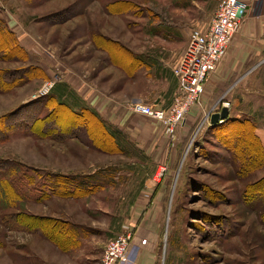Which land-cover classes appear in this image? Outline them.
<instances>
[{
	"label": "rangeland",
	"instance_id": "374dc122",
	"mask_svg": "<svg viewBox=\"0 0 264 264\" xmlns=\"http://www.w3.org/2000/svg\"><path fill=\"white\" fill-rule=\"evenodd\" d=\"M219 1L0 0V73L17 70L19 81L0 92V115L40 97L84 104L64 83L77 71L89 87L142 97L127 102L169 106L185 37L209 24ZM255 20L248 24L256 29ZM255 29L236 51L246 52V64L220 76L224 92H203L174 145L162 131L154 147L139 146L101 115L108 130L67 109L35 126L37 136L10 132L0 159L17 165L18 178H10L18 195L4 190L9 202L0 199V264H100L109 240L132 236L151 214L158 220L154 264H264V36ZM223 102L231 123L211 125ZM51 174L68 181L57 193ZM4 214L16 215L18 227L4 225Z\"/></svg>",
	"mask_w": 264,
	"mask_h": 264
},
{
	"label": "crops",
	"instance_id": "0c3cea01",
	"mask_svg": "<svg viewBox=\"0 0 264 264\" xmlns=\"http://www.w3.org/2000/svg\"><path fill=\"white\" fill-rule=\"evenodd\" d=\"M254 4L255 3L251 2L243 23L240 25L238 31H236L237 33H234L235 35L232 38L234 39L233 46L231 43L232 48H229L228 46L226 55L217 62L215 68L216 71L209 75L205 83L204 92L208 93L209 97H212L211 95L219 92V90L221 89L223 90V92L224 90H226L224 87L220 88L219 86V84H221L220 80H223L220 79V76L226 74L227 70L229 73L231 68L233 67L246 64V52L243 55H240V53H237L236 51H242V49L239 48L246 47L248 44H246L245 41L251 39L255 28L254 26L248 24V22L255 23V19H259L256 23L257 26L255 29V33L260 36H264V0H262L260 3H256V8H253ZM187 38L188 36L185 37V40ZM262 40H264V38L260 39V41ZM184 42L187 43V40ZM185 43L184 46H186ZM254 49H257V47ZM76 73L79 74L78 71ZM77 74H75L76 77L71 75L66 77L65 82H63L76 92V94L79 96L78 99L83 101L84 104H75L72 101H67V99H64L63 101H66L67 104L75 111H79L83 107H88L95 110L99 115L103 117L106 122L126 131V133L130 136V139L136 142L139 146L145 148L154 147L153 142L157 138L159 139V135H161L163 131L161 124L159 122H153L150 118L142 114L133 112L129 108V104L131 102H127V100H139L140 98H142L141 95L139 97H132V99L125 100V98L123 97H119L115 94H109L102 89L97 88L96 86L89 87L87 85L89 79L87 81L83 80V82H81L78 79L81 77L80 75L77 76ZM223 81L225 82V80ZM61 86H63V84H57L54 90H58L57 92H59V90H61ZM174 89L175 82L171 86L169 93H173ZM58 95L60 96L62 94L59 93ZM146 101H148V104L153 107H166L169 104H165L160 101L159 103H153V100L148 99ZM179 128L180 127H178L177 129V135ZM162 146L164 147V143L163 145L157 146V148ZM156 192L157 194H159L158 189L156 190ZM154 205L158 207V202L154 201ZM148 213L150 216L151 212L149 211ZM151 216V218L144 219L137 225L133 235L131 236L132 239L129 243V248L127 249L125 257L122 260L118 261L116 264H154V262L156 261L155 247L157 243L156 234L158 229V220L153 219V214H151Z\"/></svg>",
	"mask_w": 264,
	"mask_h": 264
},
{
	"label": "built area",
	"instance_id": "2783aa9c",
	"mask_svg": "<svg viewBox=\"0 0 264 264\" xmlns=\"http://www.w3.org/2000/svg\"><path fill=\"white\" fill-rule=\"evenodd\" d=\"M250 7V0H220L217 10L205 27L190 30L186 46L176 60L172 72L177 87L169 106L153 107L143 102H131L130 110L159 122L163 133L175 144L177 129L193 104H200L205 83L217 62L226 53L228 43ZM51 83L43 86L41 95L48 93ZM223 106L228 107L227 102ZM131 234L109 240L100 264H116L125 257Z\"/></svg>",
	"mask_w": 264,
	"mask_h": 264
},
{
	"label": "trees",
	"instance_id": "16d2710c",
	"mask_svg": "<svg viewBox=\"0 0 264 264\" xmlns=\"http://www.w3.org/2000/svg\"><path fill=\"white\" fill-rule=\"evenodd\" d=\"M1 31V29H0ZM7 32V31H6ZM6 34H9L8 32ZM10 37H12V34H9ZM13 38V37H12ZM9 41L12 42V47L15 49V47L18 49V51L23 52V48L17 43L16 39L12 41L11 38H9ZM13 48H11L13 51ZM8 51V52H11ZM7 54H5L6 56ZM9 55V54H8ZM18 73L17 70L12 71V72H7L3 71V73H0V92L7 91L9 87L14 86L17 84L19 81L15 80L16 74ZM55 100V99H54ZM49 100L45 99V97H40V99H37L35 101L29 102L26 105L19 106L17 109L13 111H9L5 114L0 115V142H3L9 138L10 132L14 131L15 129H20L23 131L25 134H29L32 136H37L39 133L35 132V126L40 124V122L44 121V123L47 121H50L51 119H55V111L56 110H64L67 109L69 110L70 114L73 117H80L85 115H91L92 119L96 121V123L101 124L102 128L105 130L107 129L106 124L103 122L101 118H99L98 113L90 108L83 107L79 111L73 110L65 101L60 102L55 100V103H52L51 105L49 104ZM38 104V107L34 109V111L26 112L24 111L23 114H21L22 110L29 108L31 106H35ZM48 111L46 112L45 110ZM21 110V112H20ZM55 112V113H54ZM48 116V117H47ZM47 117V118H46ZM46 118V119H45ZM45 119V120H44ZM223 125L231 123L228 118L224 120ZM215 126H222L220 124H216ZM46 136V135H45ZM16 167L14 162L11 160L7 159H0V191L4 195L0 197L2 200L4 199V202H9L8 200V193L5 191H9V189H12V195L14 198L17 197V189L15 188V185L13 183V178L11 179L14 175L17 177V172H16ZM34 170V168H32ZM36 171V170H35ZM53 176L52 183H51V190L54 193V191L57 193V188H60L61 186H66L67 185V179H64L60 174H51ZM57 179V180H56ZM66 180L67 182H62L63 180ZM13 183V184H12ZM84 187V185H76V188ZM5 190V191H4ZM6 195V196H5ZM7 200V201H6ZM5 204V203H4ZM10 204V203H6ZM5 206V205H3ZM2 216V215H1ZM16 215L13 216H8V214H4L2 216L3 224L7 225L10 227V229L18 227L15 223Z\"/></svg>",
	"mask_w": 264,
	"mask_h": 264
},
{
	"label": "water",
	"instance_id": "95a60500",
	"mask_svg": "<svg viewBox=\"0 0 264 264\" xmlns=\"http://www.w3.org/2000/svg\"><path fill=\"white\" fill-rule=\"evenodd\" d=\"M228 117V107L222 106L220 108V111L212 112L209 118V123L211 125L218 124L220 122H223Z\"/></svg>",
	"mask_w": 264,
	"mask_h": 264
}]
</instances>
